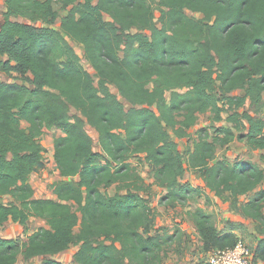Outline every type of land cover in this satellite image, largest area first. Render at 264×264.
Segmentation results:
<instances>
[{"label": "trees", "instance_id": "1", "mask_svg": "<svg viewBox=\"0 0 264 264\" xmlns=\"http://www.w3.org/2000/svg\"><path fill=\"white\" fill-rule=\"evenodd\" d=\"M58 1L68 10L55 29L53 0H3L0 70L16 73L21 83L0 81V228L8 220L25 226L30 217L46 226L25 242L0 237V264H15L20 253L41 257L40 264H62L52 257L72 244H79L73 264H162L173 236L150 233L153 216L131 157L148 163L169 203L198 191L180 183L186 168L200 174L205 191L227 193L234 206L254 192L239 210L263 234L264 190L258 186L264 166L215 160V149L245 139L263 151L264 164V114L233 111L227 117L233 126L217 127L212 139L201 129L185 162L170 131L182 138L198 114L209 111L220 121L225 105L262 103L264 0H157L156 7L155 0ZM70 42L83 46L96 84ZM237 90L243 94H233ZM85 122L98 133L99 151ZM45 128L61 132L53 159L59 175L70 179L54 184L55 199L34 198L29 183L43 166ZM111 185L115 193L102 191ZM190 216L205 252L237 242L234 230L241 224L222 231L211 214L195 210ZM254 253L264 260V237Z\"/></svg>", "mask_w": 264, "mask_h": 264}, {"label": "rangeland", "instance_id": "2", "mask_svg": "<svg viewBox=\"0 0 264 264\" xmlns=\"http://www.w3.org/2000/svg\"><path fill=\"white\" fill-rule=\"evenodd\" d=\"M155 0L154 6L156 7ZM53 8L57 11V18L51 25V27L59 28L60 18L67 13L68 9L61 7L58 0H53ZM4 10L3 0H0V22L2 21V15ZM189 16L200 17V14L187 11ZM104 19L110 21L108 15H104ZM18 21H24L21 18ZM26 22V21H24ZM155 22L157 26L159 23V11H155ZM132 31H135L132 29ZM76 54L80 58V63L83 68L92 75L95 84L97 78L95 77V71L91 67L90 63L86 60L83 46L70 42ZM121 55V53H120ZM0 81L4 82H18L21 80L17 77L16 73H4L0 70ZM27 84V83H26ZM110 91L114 93L117 98L123 103L125 109H128L130 105L119 95L117 89L113 86H109ZM233 94L242 95L243 91L237 90ZM167 96H169L167 94ZM239 112L240 114L249 113L252 116H263L264 114V93L262 103L257 106L250 105L249 101L240 107L230 109L227 105L224 106V112H222V119L220 121H213L212 114L207 111L202 114H198L196 123L187 130V134L182 138H176L170 131L171 138L177 142L179 151L183 154L184 162L186 156L193 146V142L198 139L199 131L202 129V135L207 136L209 139L215 136V129L217 127H232V123L228 121L227 117L231 112ZM71 115H79V113L70 108ZM85 120V119H84ZM21 126L26 128L28 125L25 122L21 123ZM86 132L92 138V147L94 150L99 149L98 134L94 127L85 122L84 124ZM235 131V130H234ZM237 134V131H235ZM61 135L59 130L55 128H45L43 134L40 137V142L43 146V166L33 172L30 175V182L33 188V192L39 196V198H56L53 192V186L60 180H70L62 178L55 167L53 159V140L57 136ZM223 135H220L222 137ZM263 153L261 150H253L247 144L245 139H234L230 143L225 145H216L215 160H223L227 163H233L235 160H249L257 163L260 167L264 164L260 160V155ZM132 164L136 165L137 172L142 178L144 189L139 193L145 196L149 207L152 212V226L150 228L151 234H171L172 240L165 246V256L162 260V264H179L185 262L186 264H192L197 260V264L204 263L210 252H205L199 241L196 233L195 225L190 216V213L195 210H201L204 213L211 214L213 221L217 229L223 228L230 224H238L239 219L245 221V225L241 224L236 228L237 239L245 244L248 251L253 258V249L257 243V235H264L258 232V228L254 220L248 217H244L239 206L244 204L249 198L254 195V192H250L247 195H242L236 201L235 206L228 199V194L224 193L222 197H216L212 192H207L203 189L200 174L189 168H186L183 177L180 180L181 184H188L191 187L197 189V192H193L188 195V198L181 202L169 203L166 198V189L155 185L153 170L146 163L143 158L131 157L129 159ZM186 167V166H185ZM116 185H111L102 191L109 194L115 193L117 190ZM258 189L264 190V182L258 186ZM125 190H122L124 192ZM34 197V194H33ZM9 198L4 197V201ZM264 214V205L262 208ZM45 221L41 218L30 217L27 220L25 226H21L18 223L8 220L0 228V237L3 238H19L22 242L27 240L28 235L32 234L40 227H45ZM78 226L75 227L74 232L77 233ZM261 230H264L262 226ZM79 244H72L68 249L55 254L53 258H57L62 264H73V255L78 249ZM42 260V258H41ZM59 261V262H60ZM255 262V261H254ZM41 261L36 258H25L21 253L17 257L15 264H40ZM257 264V262H255Z\"/></svg>", "mask_w": 264, "mask_h": 264}, {"label": "built area", "instance_id": "3", "mask_svg": "<svg viewBox=\"0 0 264 264\" xmlns=\"http://www.w3.org/2000/svg\"><path fill=\"white\" fill-rule=\"evenodd\" d=\"M210 264H256L247 247L240 240L232 246L212 250L208 257Z\"/></svg>", "mask_w": 264, "mask_h": 264}, {"label": "crops", "instance_id": "4", "mask_svg": "<svg viewBox=\"0 0 264 264\" xmlns=\"http://www.w3.org/2000/svg\"><path fill=\"white\" fill-rule=\"evenodd\" d=\"M3 12H4V10H3ZM2 22H3V15H2V21L0 22V27H1V24H2ZM60 132V131H59ZM97 132V131H96ZM61 133V132H60ZM98 134V133H97ZM99 143V142H98ZM100 150V146H99V149L98 150H94V151H99ZM57 173L59 174V172H58V170H57ZM30 178H29V183H30V185H32L31 184V182H30ZM32 187V186H31ZM33 194H34V198H39V196H37V194L35 193V192H33ZM109 194V193H108ZM143 196V195H142ZM144 198H145V196H143ZM51 199H54V198H52L51 197ZM238 221V224H243V225H245L246 223H245V221L244 220H242V219H239V220H237ZM7 222V221H6ZM218 230H222V231H225L226 230V226L225 227H223V228H220V229H218ZM236 230L237 229H235L234 230V232L236 233ZM197 233V232H196ZM198 235V234H197ZM262 237H264V235H259V237H258V235H257V242L259 241V239L260 238H262ZM198 238H199V236H198ZM200 241V240H199ZM257 244V243H256ZM256 246V245H255ZM255 248V247H254ZM58 255V254H57ZM253 259H254V261L255 262H257V264H264V260H261V259H259V258H257V257H255L256 255H255V253H254V249H253ZM38 259H39V261H41V257H37ZM53 258V257H52ZM54 259L55 260H57V261H60V260H58L57 258H55L54 257ZM61 262V261H60ZM206 262H208V259L204 262V263H206ZM204 263H201V264H204ZM179 264H186L185 262H180ZM192 264H197V260L195 261V262H193Z\"/></svg>", "mask_w": 264, "mask_h": 264}]
</instances>
